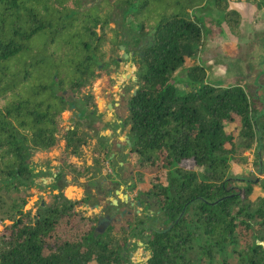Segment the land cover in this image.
<instances>
[{"label":"trees","instance_id":"16d2710c","mask_svg":"<svg viewBox=\"0 0 264 264\" xmlns=\"http://www.w3.org/2000/svg\"><path fill=\"white\" fill-rule=\"evenodd\" d=\"M230 2L0 0V219L12 222L0 234V264H122V246L133 240L148 253L144 264H264V197L251 200L264 181L231 175L254 145L264 174V98L238 83H209L197 63L216 30L240 36L241 15ZM208 7L217 18L206 24L195 13ZM123 44L134 54L138 83L119 119L137 168L156 174L142 205L156 208L161 222L148 214L130 224L122 245L78 209L89 198L71 202L60 193L25 213L22 196L45 176L35 167L38 153L62 138L67 162L87 143L103 118L93 85L111 72ZM72 111L77 122L59 138ZM81 120L90 130L82 136ZM235 121L237 136L226 131Z\"/></svg>","mask_w":264,"mask_h":264},{"label":"rangeland","instance_id":"374dc122","mask_svg":"<svg viewBox=\"0 0 264 264\" xmlns=\"http://www.w3.org/2000/svg\"><path fill=\"white\" fill-rule=\"evenodd\" d=\"M253 1L263 2V0H231V8L236 3L239 5L235 8L244 7L243 13L246 17L245 20L242 21L241 18L240 21V36H233L227 26L216 30L213 39H209L201 50L197 63L206 69L209 83L217 86L238 83L245 88L250 97L264 98V10L258 9ZM252 10L257 18L256 22L252 21L254 19L251 18ZM195 14L206 24L217 18V12L210 7L200 9ZM122 46L125 50L116 52V63L125 65L123 74L117 70L105 72L92 88L96 110L102 114V120L98 121L96 129L91 132L83 126L84 120L79 121L80 135L90 132L87 143L82 147L79 155L69 158L67 162L62 159L66 144L61 137L77 122L74 111L66 112L63 115L65 122L60 127L58 135L61 139L52 149L38 153L34 161L37 170H43L45 176L39 179L38 186L22 197L26 199L25 213L28 211L35 213L40 205L49 204L54 195L60 193L64 195L66 201L71 202L89 198L90 204L78 209L81 208L85 216L96 217L97 220L103 218L104 214L115 215L119 219L123 210L132 211L131 216L121 221H114L104 233L123 245L129 234L130 224L134 225L135 222L145 220L149 214L153 220L151 223L160 226L161 215L156 208L148 211L145 205H142L147 201L144 194L157 183L156 174L150 168L143 172L137 168L138 157L129 155V145L126 144L129 129L120 122L121 119L117 118V112L113 111V105L120 103V98L115 100L114 95L119 96L120 91L123 94L122 90L125 89L124 93L127 94L122 101L125 108L122 106L121 111L122 117H125L127 100L135 93L138 83L135 64L131 58L125 60L123 58L126 54L132 56L134 54L129 52L128 46L124 44ZM177 79L179 90L186 91L187 87L183 84L184 75L177 74ZM108 83L113 84L109 89ZM259 107L256 108L261 110ZM107 108L111 111L108 112ZM226 131L237 136L240 132L238 121L226 125ZM117 145H120L119 150L116 149ZM258 153V148L254 145L251 150L240 154L231 166V175L239 179L251 178L256 179V182L264 181V174L257 166L261 162L257 157ZM165 179L166 174L161 173L159 183L166 185ZM117 192H120V195ZM124 195L130 197L133 206L126 204ZM260 197H264V192L260 186H256L251 200L255 201ZM102 201H106L107 209L104 211L101 208ZM137 202L140 206L136 205ZM150 204L152 205L153 202L150 201ZM11 223L10 220L0 219V234L3 227ZM73 226L75 227V224ZM147 259L148 253L139 241H128L122 246V264H144Z\"/></svg>","mask_w":264,"mask_h":264},{"label":"flooded vegetation","instance_id":"af4514ba","mask_svg":"<svg viewBox=\"0 0 264 264\" xmlns=\"http://www.w3.org/2000/svg\"><path fill=\"white\" fill-rule=\"evenodd\" d=\"M262 4V10H264V0H263V2L261 3ZM132 61H133V57H132V59H131ZM113 68V69H112ZM110 70H117L118 72L120 71V65L119 64H115V66H111L110 67ZM136 77V76H135ZM137 78V77H136ZM137 81H138V78H137ZM123 89L125 88L124 87V85H123V87H122ZM125 90V89H124ZM124 90H122L123 91V94H122V92L120 91V95L118 96V95H114V98H115V100L119 97L120 98V103H117V104H114L113 105V110L114 111H116L117 112V118H121V115H122V106H124L123 108H125V105L123 104L122 105V101H123V99L126 97V94L127 93H124ZM135 94V93H134ZM120 122H122V124H123V120L121 119L120 120ZM127 145H128V143H126ZM130 147L131 146H129L128 148H129V150H130ZM120 152V151H119ZM128 152H130V151H128ZM127 153V152H126ZM126 204H128V206H133V204H132V202H131V200H129L128 202H126ZM140 203L139 202H137L136 203V205L137 206H140L139 205ZM101 208H102V210L104 211V210H106L107 209V206H106V201H102V205H101ZM131 214H132V211H129V210H123L122 212H121V214H120V218L119 219H117V217L115 216V215H109V214H104L102 217L104 218V217H106V216H110V217H114V220H113V222L114 221H121V219L122 220H124V218H126L127 216H131Z\"/></svg>","mask_w":264,"mask_h":264},{"label":"water","instance_id":"95a60500","mask_svg":"<svg viewBox=\"0 0 264 264\" xmlns=\"http://www.w3.org/2000/svg\"><path fill=\"white\" fill-rule=\"evenodd\" d=\"M123 50H125V48H124V46H121V51H123ZM132 57H133L132 54H126V55L123 56L124 60L127 59V58H131L132 59ZM120 61H122V60H120ZM124 68H125V65L124 64H120V73L121 74H123ZM126 139H127L128 145L131 146V142H130L129 138L126 137ZM117 194L120 195V192H117ZM124 199H125L126 202H128L130 197L127 196V195H124ZM97 208L99 209V206H97ZM113 220H114V217H110V216H106L104 218L99 219L98 223H97V227H96L97 233L104 234L107 231V229L109 228V226L113 223Z\"/></svg>","mask_w":264,"mask_h":264},{"label":"crops","instance_id":"0c3cea01","mask_svg":"<svg viewBox=\"0 0 264 264\" xmlns=\"http://www.w3.org/2000/svg\"><path fill=\"white\" fill-rule=\"evenodd\" d=\"M233 1H238V0H233ZM237 5H239V3L233 4V8H232V9L235 10V11H237V12L241 15V18H242V21H243V20H245L244 17H246V16L244 15V13H243V12H244V7H241V9H237V8H235V6H237ZM251 7H252V6H251ZM252 9L255 10V11H257V12L259 13V11H258L255 7H252ZM241 10H242V11H241ZM253 10L251 11V13H252V14H251V15H252L251 18H254L252 21H253V22H256V19H257V18L255 17V14H254ZM253 26H254V25H253ZM254 27H256V25H255ZM117 99H118V98H117ZM115 104H116V103H115ZM107 111L110 112L111 110L107 108ZM113 111H114V110H113ZM116 149L119 150V149H120V145H117V146H116ZM120 165L122 166V164H120Z\"/></svg>","mask_w":264,"mask_h":264}]
</instances>
